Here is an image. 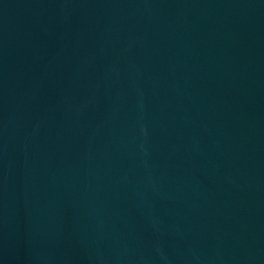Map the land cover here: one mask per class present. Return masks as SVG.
I'll list each match as a JSON object with an SVG mask.
<instances>
[{
    "label": "water",
    "instance_id": "water-1",
    "mask_svg": "<svg viewBox=\"0 0 264 264\" xmlns=\"http://www.w3.org/2000/svg\"><path fill=\"white\" fill-rule=\"evenodd\" d=\"M0 264H264V0H0Z\"/></svg>",
    "mask_w": 264,
    "mask_h": 264
}]
</instances>
